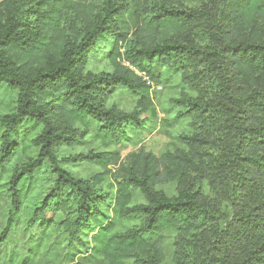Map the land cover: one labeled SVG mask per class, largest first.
<instances>
[{"label": "clouds", "instance_id": "1", "mask_svg": "<svg viewBox=\"0 0 264 264\" xmlns=\"http://www.w3.org/2000/svg\"><path fill=\"white\" fill-rule=\"evenodd\" d=\"M42 11L30 29L63 41L67 67L33 80L47 49L0 44L19 81L0 80V134L30 105L11 155L0 138V264H239L242 245L264 243V228L249 231L257 216L264 225V207L252 212L264 205V0H47ZM161 138L162 151H145Z\"/></svg>", "mask_w": 264, "mask_h": 264}, {"label": "trees", "instance_id": "2", "mask_svg": "<svg viewBox=\"0 0 264 264\" xmlns=\"http://www.w3.org/2000/svg\"><path fill=\"white\" fill-rule=\"evenodd\" d=\"M47 0H2L0 1V44H4V42H7L9 45L16 46V45H28L30 48L34 47L36 43H40L47 49V54L44 57L43 63L45 65L44 70L40 72L38 75H34L32 77L33 80L40 79L43 76H51L54 72L59 71L61 67H67L66 65H60L58 64V61L61 59V53L63 52V41L60 39H54L52 37L44 36L43 39L40 37L43 36V33L37 34L35 32H32L30 29V23H35V21H30V18L33 16H36V14L39 12L41 16L44 15L42 9H44L46 5ZM31 3V7H26L27 4ZM7 4L8 7L5 9L3 6ZM51 10V9H50ZM112 11H115V9H112ZM39 18V17H37ZM106 18L103 17L100 19L95 27H90L88 32L86 34L90 35L92 33H95L98 28H100L103 24V19ZM47 41L48 43L45 44L44 41ZM33 42L30 44L29 42ZM80 45H77V48H79ZM168 47H172V45H168ZM68 51H71V48L69 47ZM17 72H19V68L16 69ZM12 72V65L11 63L5 64L3 60H0V80H6L8 83L9 88L16 87L19 85L18 80H14L11 77L6 76L7 73ZM50 83H54L50 81ZM81 87L87 89L88 85H81ZM249 99H252L253 103H257V101L250 97ZM83 106V105H82ZM30 105H24L23 108L19 111V116H5L4 120L7 122L6 126L8 128L7 132H4L3 134H0V138H3L7 141L5 145V152H8L9 155L19 147V142L17 140H8L9 134L11 135H17V132L15 131V127L17 124L22 123L23 121L20 119V117H23L27 114L25 109L29 108ZM49 111H52V109H49ZM43 115L42 112L37 111L36 113V119L39 120L40 117ZM35 127V125H33ZM231 127V125H229ZM254 131V130H253ZM28 130H25V134H27ZM244 132H249V129L245 128ZM51 133V130H46L43 135L48 136ZM242 135V134H241ZM39 139V137H37ZM243 143V140L239 141L236 144V147L239 148L240 144ZM9 145L11 147H9ZM48 145L45 144V147ZM255 147H261L264 146V140L258 141L255 145ZM138 148L132 150L131 152L127 153L134 154L138 152ZM146 151V150H145ZM149 154H152L149 152ZM207 156L208 154H204ZM242 159L247 160V157H243ZM261 159H264V157H261ZM36 163H40L37 161ZM252 163H257L255 159L252 160ZM29 167L31 168L32 165L30 164ZM264 167V166H262ZM23 175V173L18 174L14 178H10L8 180V183H14L19 180V176ZM245 179H247V174H245ZM55 190V189H54ZM51 193H48L43 201L42 205L47 202L50 197ZM190 202V201H189ZM181 203H184V201H181ZM168 207H175V205H168ZM264 207V205H256V207L252 208V212H259L260 208ZM250 215V213H249ZM212 219H215V217H212ZM237 223H239L241 220H244V216H237L234 217ZM254 223H251V229L249 231H255L259 230L261 228H264V225H261L259 222V216H257ZM243 227V225H241ZM242 248L244 249V252L239 257V264H252V262L259 261L260 259V253H264V243H261L259 240H255V242H249L247 244L242 245Z\"/></svg>", "mask_w": 264, "mask_h": 264}, {"label": "rangeland", "instance_id": "3", "mask_svg": "<svg viewBox=\"0 0 264 264\" xmlns=\"http://www.w3.org/2000/svg\"><path fill=\"white\" fill-rule=\"evenodd\" d=\"M0 1H2V0H0ZM0 103H3V101L0 100ZM165 144H166V141L164 140V138H161L158 142H153V143L149 144L148 148H146L145 150L149 151L151 153H158V152L163 150ZM141 147H143V145H141ZM134 149H137V147L136 146H130L128 148L127 152L125 153V155Z\"/></svg>", "mask_w": 264, "mask_h": 264}]
</instances>
